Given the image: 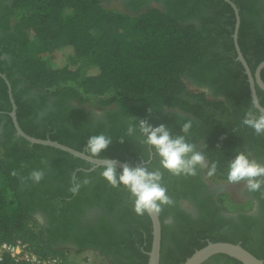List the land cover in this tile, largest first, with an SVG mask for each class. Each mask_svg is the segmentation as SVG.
I'll list each match as a JSON object with an SVG mask.
<instances>
[{
	"label": "trees",
	"instance_id": "obj_1",
	"mask_svg": "<svg viewBox=\"0 0 264 264\" xmlns=\"http://www.w3.org/2000/svg\"><path fill=\"white\" fill-rule=\"evenodd\" d=\"M103 1L0 0V55L7 54L10 61L0 58V72L12 84L20 125L30 135L51 138L86 153L88 137L106 133L113 140L99 157L135 164L143 162L150 146L140 144L138 136H127L128 121L112 112L106 121H94L83 108L69 107L66 100L85 105L90 95L104 96L111 91L98 101L101 108L119 103L130 116L168 123L177 133L187 116L174 109L195 117L190 138L201 140V146L206 144L209 159L219 158L222 172L209 176L205 168L185 177L164 170V183L174 203L159 213L163 225L160 264H183L209 241L241 243L264 259V195L253 192L261 202L259 216L243 211L229 214L219 196L207 192L208 183L202 176L227 180V163L240 150L264 161V134L257 135L242 123L252 95L245 67L237 59L234 8L225 0H163L166 8L148 5L142 9L145 0H131L128 6L137 13L129 24L130 37H125L129 14L109 8ZM233 1L241 15L239 43L255 72L264 60V3ZM31 32L39 49L31 43ZM39 50H61L72 58L88 59V64L84 69L56 67L42 58ZM13 67L18 78L13 76ZM188 75L206 81L217 93L226 92L227 100L211 101L203 92H190ZM8 89L0 75V121L6 119L2 128L5 139L0 140V240L21 238L37 252L63 253L55 247L56 238L66 235L74 225L71 214L80 215L82 204L94 203L103 214L91 227L90 242L81 243L80 249H98L111 264H148L153 242L150 214H137L129 191L123 185L112 186L101 175L100 167L87 170L92 167L90 161L50 145L32 144L17 135ZM257 93L264 106V90L259 85ZM52 98L54 106L39 119ZM166 108L169 111L165 112ZM217 110L227 113L228 118L217 117ZM152 154L149 162L158 166L154 149ZM45 168L55 185L63 189L44 190L34 183L32 171ZM73 176L81 181L87 177L90 182L73 193ZM84 189L92 196H86ZM34 196L41 198V208L51 215L59 230L56 233L28 224L33 218ZM183 197L196 203L199 212L195 217L179 208L177 201ZM46 201L53 205L47 207ZM220 257L242 264L223 253L210 259Z\"/></svg>",
	"mask_w": 264,
	"mask_h": 264
},
{
	"label": "clouds",
	"instance_id": "obj_2",
	"mask_svg": "<svg viewBox=\"0 0 264 264\" xmlns=\"http://www.w3.org/2000/svg\"><path fill=\"white\" fill-rule=\"evenodd\" d=\"M261 97H251V107L243 116L242 123L254 129L257 135L264 134V107L261 106ZM151 113L153 109H148ZM181 131L174 132L168 123H153L149 117H129L127 136H138L139 143L150 146L143 162L132 164L125 162L118 164L117 158L105 156L99 167L101 175L114 187L123 185L134 198L133 205L137 214H158L165 205L174 203L164 183V170L177 176H195L202 168L207 169L209 176L222 172L219 158L209 159L206 144L199 146L190 137L194 126L193 119L182 118ZM113 138L106 133L90 135L85 150L92 157H99L107 149ZM123 142L124 137L120 138ZM159 158L158 166H151L152 150ZM92 167H97L96 160L90 161ZM35 181L42 179L40 170L31 173ZM227 181L233 184L242 183L249 192H258L264 195V161L256 159L246 150H240L227 163ZM89 178L81 181L73 176L71 191L78 192L82 184L89 183Z\"/></svg>",
	"mask_w": 264,
	"mask_h": 264
},
{
	"label": "flooded vegetation",
	"instance_id": "obj_3",
	"mask_svg": "<svg viewBox=\"0 0 264 264\" xmlns=\"http://www.w3.org/2000/svg\"><path fill=\"white\" fill-rule=\"evenodd\" d=\"M123 1L128 6V3H130L131 0H123ZM152 1L160 2L166 8L163 0H160V1H158V0H145V3L144 4L142 3V5H143L142 9L146 8V6H148ZM260 2L263 4L264 0H260ZM260 2H258V4ZM128 8L131 9V7H129V6H128ZM1 33H4V31H1ZM0 58L1 59H7L9 61V56L7 54L0 55ZM11 70H12V72H14L13 73L14 78H18V73L16 72V68L13 67V68H11ZM187 79L190 81L191 84H194L197 87L207 89L210 92V94H212L214 97H219L220 99H223V100H227V98H228L226 92L217 93L215 91V88L213 86H211L209 83H207L206 81H200L199 79H196L191 75H188ZM7 85H8V83H7ZM20 86H23V85L20 84ZM8 88H9V86H8ZM8 91H9V89H8ZM54 102H55L54 98L50 99L47 102V105L44 107V109L40 111L39 119L47 111L52 109V107L54 106ZM66 102H67L69 107H81V108H83L88 113V116L91 117L94 121H100V120L106 121L108 119V113L112 112V113H114L116 118H120L124 122L125 121L129 122L130 115L128 114V111L125 110V108L122 105H120L119 103H114L113 105H111L108 108H102L101 112H96V111H93V110L87 108L85 105H81L78 101L66 100ZM164 111L167 112V111H169V109L166 108ZM173 111H177L180 116H187V117L195 120V117H193L187 113H184L181 110L174 109ZM116 113H118V114H116ZM5 122H6V119L3 117L2 120L0 121V129H1L0 130V140L5 139V135L3 134V129H2ZM193 141L196 142L199 146H201V144H202V141L198 140L196 138ZM151 157H152V155H151ZM202 169H205V168H202ZM40 171H42V173H43L42 179L40 181H35L30 174V177L33 179L35 184L40 185L44 190L50 189L52 191L53 190L56 191V190L63 189V186L55 185V183L53 182V180L50 177L51 172L49 171L48 168L42 169ZM202 176H203V181L208 183L207 192L209 191V193L210 192L215 193L216 196H218V193H217L218 189L216 187H213V185L211 183V181H213V180H211L206 174H203ZM84 190H85L86 196L87 195L89 197L92 196V193H90V191H88L86 189H84ZM207 192H206V194H207ZM245 193H246V196H248L249 198L253 199L256 202V208H254L252 211H247L246 213L252 214L254 216H259L261 214V211H262L260 200L254 196L253 192H249L247 190V188L245 190ZM46 203L48 204V205H46L47 207L48 206L51 207L53 205L52 204L53 202H50V201H46ZM177 204L181 210L186 211L187 213L192 215V217H195L199 212V209H198L196 203H194L191 199H187L184 197L179 198L177 201ZM41 205H43L41 198L38 196H34L32 198V202H31V206L33 207L32 208L33 216L39 214L43 219V221H42L43 228L48 229L50 231L52 230L53 232L56 233L59 230L56 228V226H54V224L52 222L51 215L48 214L47 212H45L41 208ZM81 206H82L83 210H82L80 215L79 214L75 215L74 213L71 214L72 221H75L74 225H72V227L67 229L66 235L58 236L56 238L55 246H69V247H73L76 249H80L81 243L90 242L91 237H92L91 231H90L91 227H92V225L95 226L97 224L99 218L103 214V211L97 204L94 205V203L93 204L84 203ZM69 211L72 212V208H70ZM169 221H172V218H170ZM175 233L177 234V233H179V231L177 230V232H175ZM173 235H175V234H173ZM171 237H172V235H171ZM87 248H91L93 250H98V249H94L93 247H90V246ZM208 260H206L207 261L206 264H233V263H230L226 257L212 258V259L209 258Z\"/></svg>",
	"mask_w": 264,
	"mask_h": 264
},
{
	"label": "rangeland",
	"instance_id": "obj_4",
	"mask_svg": "<svg viewBox=\"0 0 264 264\" xmlns=\"http://www.w3.org/2000/svg\"><path fill=\"white\" fill-rule=\"evenodd\" d=\"M104 5L112 8V9H117L122 12L128 13L130 16L128 24L124 27V36L125 37H130V30L129 24L133 22L134 14L137 12L132 11L128 6L124 3L123 0H104L103 1ZM152 6H157L164 8V6L157 1H152L149 4V7ZM68 15L71 14V11H67ZM95 34H98V30L94 31ZM30 40L31 43L34 47L39 49V42L37 37L31 32L30 33ZM39 55L44 58V59H49L53 63L54 66L56 67H61V66H70L72 68H86L88 64V59L85 58H72L65 54L61 50H57L53 53L46 52L43 50H39ZM187 86L190 92L194 93H199L203 92L205 96L209 100H218L220 99L219 97H214L212 94L207 89L197 87L194 84H191L188 79H186ZM112 92H108L104 96H96V95H90V101L85 104V106L93 111L96 112H101L102 108L101 106L98 105V101L102 97H107L111 95ZM217 117L221 119H227L228 115L227 113H221L220 111H216ZM213 187H216L218 190V196L222 200L224 207L226 209V212L229 214H237L238 212H247V211H252L254 208H256V202L246 196L245 190L246 186L242 183H230L227 180L222 181H211ZM3 184V177H2V172L0 171V185ZM42 217L37 214L33 216L32 220H28L29 225H35L39 226L42 225ZM58 249H63V250H68L70 256L68 258L69 264H111L109 259L103 255L100 251L98 250H93L91 248H86V249H76L73 247L69 246H55Z\"/></svg>",
	"mask_w": 264,
	"mask_h": 264
},
{
	"label": "water",
	"instance_id": "obj_5",
	"mask_svg": "<svg viewBox=\"0 0 264 264\" xmlns=\"http://www.w3.org/2000/svg\"><path fill=\"white\" fill-rule=\"evenodd\" d=\"M225 1L229 2L232 5V7L235 10V14H236V24H235V30L233 33V37H234L235 47H236L237 54H238L237 59L240 60L245 67V71L248 75V80L250 83L251 95L258 96L257 85H259L264 90V79L262 77V70L264 68V60H262L258 64V66L255 69V72H253L247 59L245 58V55L239 43V29L241 25L240 9L233 0H225ZM0 75L6 80L9 86V96L12 102V110L10 112V115L13 119L17 135L23 136L24 138L29 140L32 144L40 143L44 145H50V146L62 149L64 151H67L69 153H72L88 161L96 160L98 162L97 167H99V162H102L103 160L102 157H92L90 154L86 153L85 151L78 150L69 145L63 144L57 140H53L51 138H40V137H36V136L30 135L29 133H27L22 128L18 120V116H17L18 105L13 96V90H12V85L10 83V80L8 79L6 74L0 72ZM261 106L264 107L262 104ZM117 162L118 164L123 166V164L126 161L117 158ZM95 168L96 167H91L90 169H87V170H92ZM150 216L153 221V242H152V249L149 252L150 257H149L148 264H160L163 225H162V221H161V217L159 213L150 214ZM219 253L227 254L234 258H237L240 261H242V264H264V259L256 256L254 253H252L250 250L244 247L241 243H233L230 241H209L207 245L196 250L191 256H189L183 262V264H202L206 260H208L211 256L215 254H219Z\"/></svg>",
	"mask_w": 264,
	"mask_h": 264
},
{
	"label": "built area",
	"instance_id": "obj_6",
	"mask_svg": "<svg viewBox=\"0 0 264 264\" xmlns=\"http://www.w3.org/2000/svg\"><path fill=\"white\" fill-rule=\"evenodd\" d=\"M69 256L68 250L53 255L37 252L21 238L0 240V264H65L69 263Z\"/></svg>",
	"mask_w": 264,
	"mask_h": 264
}]
</instances>
